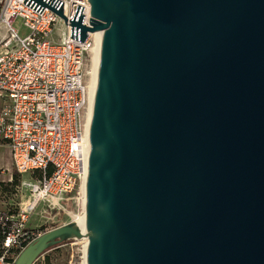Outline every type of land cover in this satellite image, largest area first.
Returning a JSON list of instances; mask_svg holds the SVG:
<instances>
[{
	"label": "water",
	"instance_id": "water-1",
	"mask_svg": "<svg viewBox=\"0 0 264 264\" xmlns=\"http://www.w3.org/2000/svg\"><path fill=\"white\" fill-rule=\"evenodd\" d=\"M87 1L71 23L103 32L87 228L13 264L84 238L86 264H264V0Z\"/></svg>",
	"mask_w": 264,
	"mask_h": 264
},
{
	"label": "built area",
	"instance_id": "built-area-1",
	"mask_svg": "<svg viewBox=\"0 0 264 264\" xmlns=\"http://www.w3.org/2000/svg\"><path fill=\"white\" fill-rule=\"evenodd\" d=\"M41 1L45 6L35 0H0V143L15 173L30 179L15 186L20 200L14 208L0 210V264H13L38 237L71 222L67 205L84 216L86 67L95 41L87 34L81 42L80 30L71 23L81 18L88 26L89 3ZM50 7L61 9L62 16ZM17 18L29 31L24 38L12 27ZM59 28L63 32L51 39ZM101 42L102 37L100 48ZM80 248L83 261L81 243Z\"/></svg>",
	"mask_w": 264,
	"mask_h": 264
},
{
	"label": "rangeland",
	"instance_id": "rangeland-1",
	"mask_svg": "<svg viewBox=\"0 0 264 264\" xmlns=\"http://www.w3.org/2000/svg\"><path fill=\"white\" fill-rule=\"evenodd\" d=\"M12 27L17 31L20 38H24L29 34L27 28L22 24V20L17 18L13 21ZM63 32L60 30H55L51 35V39L56 40L58 38L57 34ZM89 62L87 63V66ZM15 179L18 182L21 179L25 181H30L28 176H18L13 170L10 163V155L6 146L0 143V210H7L14 208L15 204L19 202V196H16ZM27 192V190H25ZM67 210H71L75 213H79V209L74 207V205H67ZM63 220L67 221V216H63ZM70 242L64 243L50 251L44 253L40 256L36 264H82L80 251V241H75L74 245H70ZM73 243V242H72Z\"/></svg>",
	"mask_w": 264,
	"mask_h": 264
},
{
	"label": "bare ground",
	"instance_id": "bare-ground-1",
	"mask_svg": "<svg viewBox=\"0 0 264 264\" xmlns=\"http://www.w3.org/2000/svg\"><path fill=\"white\" fill-rule=\"evenodd\" d=\"M102 35H103L102 32H96L90 35V37L94 39L95 44H94V47L89 52L90 54L89 65L86 67L87 82L89 85V101H88V106H87L86 123H85L87 139H88V134H89V124H90V118H91V113H92V108H93L94 94H95V88H96V82H97V72H98L99 55H100V38L102 37ZM82 197L83 199H85V190L82 191ZM65 211L67 215L69 216V218L71 219V221L75 223L80 229L87 228L85 218L82 214L75 213L67 209H65ZM79 241L84 247L82 264H86V245H87L88 239L84 238Z\"/></svg>",
	"mask_w": 264,
	"mask_h": 264
},
{
	"label": "trees",
	"instance_id": "trees-1",
	"mask_svg": "<svg viewBox=\"0 0 264 264\" xmlns=\"http://www.w3.org/2000/svg\"><path fill=\"white\" fill-rule=\"evenodd\" d=\"M15 180H16L15 183L17 184V183H18V180H17V179H15ZM65 243H67V242H65ZM62 244H64V243H62ZM62 244H61V245H62Z\"/></svg>",
	"mask_w": 264,
	"mask_h": 264
},
{
	"label": "flooded vegetation",
	"instance_id": "flooded-vegetation-1",
	"mask_svg": "<svg viewBox=\"0 0 264 264\" xmlns=\"http://www.w3.org/2000/svg\"><path fill=\"white\" fill-rule=\"evenodd\" d=\"M50 250H51V249H50ZM50 250H47V251H45L44 253H46V252H48V251H50ZM44 253H43V254H44ZM43 254H42V255H43ZM39 258H40V256H39Z\"/></svg>",
	"mask_w": 264,
	"mask_h": 264
},
{
	"label": "crops",
	"instance_id": "crops-1",
	"mask_svg": "<svg viewBox=\"0 0 264 264\" xmlns=\"http://www.w3.org/2000/svg\"><path fill=\"white\" fill-rule=\"evenodd\" d=\"M11 163V162H10Z\"/></svg>",
	"mask_w": 264,
	"mask_h": 264
}]
</instances>
